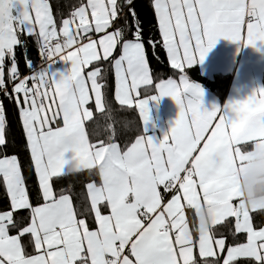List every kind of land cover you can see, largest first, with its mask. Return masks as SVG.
<instances>
[{
  "label": "snow or ice",
  "instance_id": "snow-or-ice-1",
  "mask_svg": "<svg viewBox=\"0 0 264 264\" xmlns=\"http://www.w3.org/2000/svg\"><path fill=\"white\" fill-rule=\"evenodd\" d=\"M151 7L160 39L148 43L154 55L162 45L181 73L179 85L160 80L149 96L153 77L133 0H86L59 27L48 0H0V148L9 146L7 100L30 157L24 164L15 154L0 156L10 204L0 212V264H236L238 258L264 264V227L254 228L249 212L264 205L245 204L233 177L253 156L248 143L264 148V87L209 110L185 71L202 63L220 38L264 44V0H152ZM21 34L36 38L41 57L36 67L25 49L28 75L18 70L15 54L24 44ZM57 61L62 71L53 68ZM105 62L115 100L135 107L142 124L150 119L149 101L167 96L176 103L178 114L161 138L145 127L124 147L111 137L89 143L84 122L93 114L85 106L91 93L102 110ZM85 169L98 179L86 185L90 208L77 211L51 181ZM26 172L35 174L34 189ZM197 205L209 206L212 219L192 232L186 213ZM227 217L235 218V233L246 234V242L226 244L214 229Z\"/></svg>",
  "mask_w": 264,
  "mask_h": 264
},
{
  "label": "trees",
  "instance_id": "trees-1",
  "mask_svg": "<svg viewBox=\"0 0 264 264\" xmlns=\"http://www.w3.org/2000/svg\"><path fill=\"white\" fill-rule=\"evenodd\" d=\"M48 2L59 27L62 20L71 17V13L75 8L79 7L82 3H86V0H48ZM133 3L135 4V11L138 13L144 26L145 36L143 38V43L145 45V54L149 63L150 74L153 77V84L149 86L152 90L154 84L160 80H167L169 78L173 80L179 79L181 70L171 67L167 60L166 53L162 49V45L156 48L154 55L153 48L148 43V38H153L157 41L160 39L158 28L156 27L154 10L151 7L152 0H133ZM20 39L24 41V44L15 49V54L17 57L18 70L22 75H25L30 73L24 62L25 49L27 50L28 58L35 64L40 59L39 46L34 36L21 34ZM118 54L119 46L114 50L113 57H116ZM157 57H159V59H157ZM8 66L9 61L6 59L5 74L7 73ZM102 67L107 69L102 86L104 103L102 110L93 111L92 117L84 122L85 132L88 134L90 144H96L98 141L107 143L109 142V137H111V142L124 147L135 140L137 135L142 134L143 128L141 119L135 107L121 106L115 100L111 65L105 62ZM90 68L91 66L89 65L85 70H89ZM185 71L189 80L200 83L208 90L214 92L218 98L223 101L231 81L230 74H217L209 77L203 74L197 65H193L189 69L186 67ZM262 81L264 84V72ZM0 99H3L2 93H0ZM4 103L8 118L6 139L9 146L7 148H0V156L15 154L22 163L26 164L30 161V157L24 147L21 125L13 112L12 105L7 100H4ZM25 174L27 176V187L30 190L34 189L38 183L34 172L31 175H28L27 172ZM97 179L98 178L91 176L85 169L79 173H67L59 178H53L51 182L54 185V191L63 190L65 194H69L73 200L75 209L77 211H83L85 186L88 182ZM5 210H10V204L2 181H0V211ZM19 211L25 215L27 214V210ZM250 214L253 227L258 228L264 224V209L252 210ZM186 215L190 226L195 227L197 224L195 213H186ZM234 223L235 218L227 217L220 224L213 226L219 234L223 235L226 244L234 245L237 242L242 243L245 241L246 234L235 233ZM247 260L248 258H238L236 264H246Z\"/></svg>",
  "mask_w": 264,
  "mask_h": 264
},
{
  "label": "crops",
  "instance_id": "crops-1",
  "mask_svg": "<svg viewBox=\"0 0 264 264\" xmlns=\"http://www.w3.org/2000/svg\"><path fill=\"white\" fill-rule=\"evenodd\" d=\"M98 35L99 34H96L93 38H97ZM68 50H71V49H66L65 54ZM118 56L119 54L116 57L118 58ZM54 59H58V57H54ZM194 65H197L199 69L201 70V72L209 77H212L217 74H222V75L230 74L231 75V81H230L227 93L223 101H221L214 92L208 90L200 83L190 80L191 82L198 84L203 90L202 106L209 110L211 109L213 105L222 107L223 105L227 103V101L230 98L231 99L244 98L247 95H250L255 88L264 87V84L262 81V75L264 72V44H260L259 42L255 46H241V44H239L238 42H233V41H230L224 38H220L217 40V42L211 48V50L206 54L203 62L196 63ZM53 68L55 70L62 71L64 68V65L61 62L57 61L56 64L53 65ZM111 72L113 75L114 97H115V81H114V74H113L112 69H111ZM174 81H176V83L179 85L180 78ZM155 94H157V92L155 90V84H154L152 90L149 88L147 95L150 96V95H155ZM144 95H145L144 90L143 88H141L140 90L141 98H143ZM259 98L260 97L257 96V99ZM93 111H97V110L93 109L92 107L91 112L93 113ZM178 111H179L178 106L170 97H167V96L162 97L157 103L149 101L150 119L147 125L142 124V128L143 129L145 127L147 128V133H146L147 135L154 136L156 139H159L168 130L171 122L175 120L178 114ZM132 142H134V140ZM251 148H252V144L248 143L247 150H251ZM252 159H253V156L251 159H248L244 163L240 164L233 171V177L236 181L237 194L240 197H243L246 194V192L251 191L255 187L256 183L264 179V176H254L252 172L250 171L248 164ZM254 205H264V204H254ZM73 206H74V203H73ZM87 208H90V200L88 199L87 188L85 186L84 199H83V211H85ZM256 209H260V208H256ZM256 209L250 208L249 212L251 213L252 210H256ZM5 211H8V210H5ZM194 213L197 219V223L199 224V229H203L207 227V225L211 222L212 210L209 206L197 205L195 206ZM186 219H188L187 215H186ZM250 219H251V214H250ZM89 223L91 222L89 221ZM187 224L189 225V229L191 230V226L188 221H187ZM260 227H264V224H262ZM254 228H257V227H254ZM10 234H15V233H10ZM217 238L219 237L217 236ZM246 239H247V236L244 242H246ZM197 252L198 250H194V253H197ZM226 254L227 252L225 249L221 253V255H226Z\"/></svg>",
  "mask_w": 264,
  "mask_h": 264
},
{
  "label": "clouds",
  "instance_id": "clouds-1",
  "mask_svg": "<svg viewBox=\"0 0 264 264\" xmlns=\"http://www.w3.org/2000/svg\"><path fill=\"white\" fill-rule=\"evenodd\" d=\"M253 159L249 162L248 167L254 176H264V148L253 147ZM245 204H264V179L256 183L255 187L246 192L242 197ZM199 230V224L195 227H191V231L197 232Z\"/></svg>",
  "mask_w": 264,
  "mask_h": 264
},
{
  "label": "rangeland",
  "instance_id": "rangeland-1",
  "mask_svg": "<svg viewBox=\"0 0 264 264\" xmlns=\"http://www.w3.org/2000/svg\"><path fill=\"white\" fill-rule=\"evenodd\" d=\"M69 18H70V17H69ZM57 64H58V63H57ZM84 71H85V73H86L88 70H85V69H84ZM90 87H91V85H90V82H89V88H90ZM90 96H91V99L89 100V102H90L91 100H92V101H91L88 105H86L85 107H87L90 111L92 110V107H93V109L97 110V109H96V106H95V99H94V96H92L91 93H90ZM92 102H93V103H92ZM93 105H94V106H93Z\"/></svg>",
  "mask_w": 264,
  "mask_h": 264
},
{
  "label": "built area",
  "instance_id": "built-area-1",
  "mask_svg": "<svg viewBox=\"0 0 264 264\" xmlns=\"http://www.w3.org/2000/svg\"><path fill=\"white\" fill-rule=\"evenodd\" d=\"M61 40H62V37H61ZM41 63V57L39 59V61L37 63L34 64V66L38 67ZM30 74V73H29ZM25 75H28V74H25Z\"/></svg>",
  "mask_w": 264,
  "mask_h": 264
}]
</instances>
